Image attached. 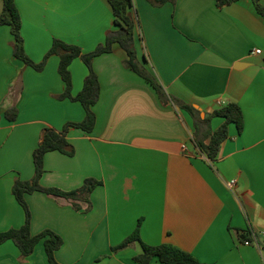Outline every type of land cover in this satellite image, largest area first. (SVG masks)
<instances>
[{"label":"crops","instance_id":"0c3cea01","mask_svg":"<svg viewBox=\"0 0 264 264\" xmlns=\"http://www.w3.org/2000/svg\"><path fill=\"white\" fill-rule=\"evenodd\" d=\"M15 3L24 50L35 63L54 39L88 52L114 28L108 0ZM130 11L139 61L168 96L195 108L200 122L172 101L162 103L152 85L125 66L118 44L94 57L100 85L95 126L89 133L68 129L73 155L47 152L40 183L64 191L89 177L101 184L88 201L27 194L31 233L49 229L62 238L54 252L59 264H136L138 241L118 252L112 247L138 221L142 242L172 244L201 263L264 264V238L258 248L241 237L264 232V17L251 0L224 7L215 0H132ZM13 43L9 26L0 25V232L24 222L12 186L33 177L32 152L43 129L61 130L84 117L78 102L56 98L64 90L58 55L37 71L14 56ZM69 68L76 94L87 68L80 58ZM229 102L241 108L242 129L230 124L211 160L195 138L209 141L224 121L214 110ZM12 107L17 116L9 120L5 111ZM0 264L50 263L42 241L26 257L6 241Z\"/></svg>","mask_w":264,"mask_h":264},{"label":"trees","instance_id":"16d2710c","mask_svg":"<svg viewBox=\"0 0 264 264\" xmlns=\"http://www.w3.org/2000/svg\"><path fill=\"white\" fill-rule=\"evenodd\" d=\"M154 4L160 5L167 0H152ZM237 0H215L217 7H224L232 4ZM255 10L264 17V4L260 0H251ZM112 10L114 28L107 31L102 43H99L93 50L83 52L81 48L74 44L66 43L60 39H54L50 48L44 55L41 62L35 63L26 54L21 36V18L15 0H2V10L0 12V25H7L10 28L14 38L13 54L21 60L25 65L31 66L37 71H41L49 56L56 54L59 57L58 73L64 84V90L57 95L58 99H69L78 102L84 110V117L81 121L66 122L61 130H55L51 127H45L42 131L41 140L32 152L34 173L30 180L16 179L12 186V194L16 201L22 207L24 212V222L19 227H12L0 232V244L6 241H12L18 248L22 257L30 255L35 245L42 241L50 264H59L54 257V252L62 245V238L55 232L45 229L37 234H32L30 229V210L25 200L27 194L33 192H43L55 196L68 199H84L88 201L91 191L101 181L89 177L84 179L81 186L73 190L64 191L56 187H46L40 183V179L44 173L43 158L47 152L59 151L66 155H73L74 149L66 138V132L70 127L81 129L84 132H91L95 126V113L93 106L97 102L100 93V85L97 74L93 70L92 61L94 57L112 51L114 44H118L126 53L124 61L125 66L145 79L157 92L162 103L172 101L177 107L184 109L194 118L195 125L200 122V118L196 114L195 108L185 104L175 97L168 96L163 87L158 84L148 69L142 64L135 49V26L136 19L132 15L130 9L132 0H108ZM80 58L85 67L87 74L83 80L81 90L72 94V77L70 72V64ZM213 116H219L224 119L223 123L214 131L209 132V141L206 143L195 138L196 146L209 159L213 160L219 150L220 144L228 135V126L234 124L237 131L242 129V111L235 102H229L218 109L214 110ZM17 116L16 107H12L5 111V117L9 120L15 119ZM139 226L126 236L119 244L112 247L113 252H118L129 247L135 241L141 245V252L133 256L136 264H150L152 260H157L161 264H204L201 263L189 252L169 243L158 245H150L141 241L139 237ZM242 239H246L247 234L241 235Z\"/></svg>","mask_w":264,"mask_h":264},{"label":"built area","instance_id":"2783aa9c","mask_svg":"<svg viewBox=\"0 0 264 264\" xmlns=\"http://www.w3.org/2000/svg\"><path fill=\"white\" fill-rule=\"evenodd\" d=\"M256 53H260V50H255ZM249 237L248 239L243 240V244L245 245H254L260 248L259 240L260 238H264V232H254L253 230L248 231Z\"/></svg>","mask_w":264,"mask_h":264},{"label":"water","instance_id":"95a60500","mask_svg":"<svg viewBox=\"0 0 264 264\" xmlns=\"http://www.w3.org/2000/svg\"><path fill=\"white\" fill-rule=\"evenodd\" d=\"M242 65V63H238V64H236V66H241Z\"/></svg>","mask_w":264,"mask_h":264}]
</instances>
